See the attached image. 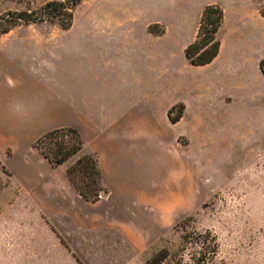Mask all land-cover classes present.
Here are the masks:
<instances>
[{
    "label": "crops",
    "instance_id": "0c3cea01",
    "mask_svg": "<svg viewBox=\"0 0 264 264\" xmlns=\"http://www.w3.org/2000/svg\"><path fill=\"white\" fill-rule=\"evenodd\" d=\"M209 5L224 11L221 47L211 63L193 65L186 48ZM263 9L264 0H83L73 25L46 30L40 49L0 54V157L11 148L3 162L13 176L41 181L43 203L54 197L49 210L73 225V251L58 259L80 264L144 252L160 224L138 197L162 192L153 182L184 165L175 153L179 137L243 123L264 129ZM17 102L28 119L13 117ZM180 108L173 122L170 111ZM60 128L77 129L81 153L97 157L105 198H83L66 162L54 167L40 152L33 156L34 137ZM97 245H111L115 255Z\"/></svg>",
    "mask_w": 264,
    "mask_h": 264
},
{
    "label": "rangeland",
    "instance_id": "374dc122",
    "mask_svg": "<svg viewBox=\"0 0 264 264\" xmlns=\"http://www.w3.org/2000/svg\"><path fill=\"white\" fill-rule=\"evenodd\" d=\"M49 1L53 0H0V18L13 11L35 10ZM57 28L61 26L51 21L20 22L8 34H0V54L29 46L40 49L46 30ZM41 137H34L33 146ZM71 140L68 133L44 147L56 150L62 141ZM178 140L177 161L184 162L189 175L181 189L186 202L177 209L174 223L163 225L147 205L160 226L144 252L127 251L124 259L79 260L80 264H264V129L243 123L240 130L194 132ZM36 151L41 153L34 148V157ZM11 155L7 148L0 157V264H67L58 255L73 251L74 245L67 242L74 234L73 225L63 224L57 210H49L57 207L54 197L47 196L43 203L41 181L13 176L3 162ZM85 155L97 159L80 151L66 165L74 166ZM75 176L81 184L92 182L82 171ZM95 193L97 201L107 196L101 184ZM138 229L143 236L144 230ZM127 230L129 235L135 233L132 221ZM145 235H150L148 229ZM97 247L106 256L115 255L111 245Z\"/></svg>",
    "mask_w": 264,
    "mask_h": 264
},
{
    "label": "trees",
    "instance_id": "16d2710c",
    "mask_svg": "<svg viewBox=\"0 0 264 264\" xmlns=\"http://www.w3.org/2000/svg\"><path fill=\"white\" fill-rule=\"evenodd\" d=\"M82 1L83 0H53L35 10L10 12L7 16L0 18V34L9 32L11 28L17 26L20 22L38 23L51 21L58 23L61 28H70L73 25L75 11ZM262 12L264 14V9ZM223 19L224 11L221 6L209 5L204 9L198 36L196 40L186 48L187 58L193 65H206L217 57L221 47L218 34ZM260 68L264 74V59L261 60ZM181 116V108L176 115H173V110L170 111V118L173 122L179 121ZM67 131L73 135L74 140H71L70 143L62 141L56 150L49 148L47 151L45 149L44 145L47 141L63 138L68 135V133L66 134ZM34 146L56 167L65 163L69 158L82 150L83 138L76 129L60 128L44 134L36 141ZM77 171H82L92 182L84 181V184L79 183L75 176ZM68 172L81 196L88 201H97L95 198V189L100 187L101 180V172L98 167L97 159L89 155L80 157L75 165L69 168Z\"/></svg>",
    "mask_w": 264,
    "mask_h": 264
},
{
    "label": "clouds",
    "instance_id": "9594fccd",
    "mask_svg": "<svg viewBox=\"0 0 264 264\" xmlns=\"http://www.w3.org/2000/svg\"><path fill=\"white\" fill-rule=\"evenodd\" d=\"M11 113L16 119H28L31 115L27 106L17 102L11 106ZM189 175L183 166L170 169L163 182H153V188H163L162 192H157L156 196L149 197L148 193L141 192L138 203L149 205L151 211L158 213L159 221L163 225H172L175 220V213L178 208L186 202V197L182 192V182Z\"/></svg>",
    "mask_w": 264,
    "mask_h": 264
}]
</instances>
